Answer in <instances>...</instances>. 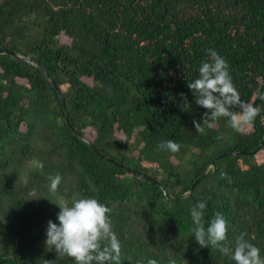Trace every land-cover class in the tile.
Returning <instances> with one entry per match:
<instances>
[{"label": "trees", "instance_id": "16d2710c", "mask_svg": "<svg viewBox=\"0 0 264 264\" xmlns=\"http://www.w3.org/2000/svg\"><path fill=\"white\" fill-rule=\"evenodd\" d=\"M210 48L261 109L241 132L195 130L207 110L187 85ZM0 49V264H75L46 228L83 197L112 209L122 264H235L192 237L203 200L205 227L222 213L229 241L246 232L264 257V0H0Z\"/></svg>", "mask_w": 264, "mask_h": 264}, {"label": "clouds", "instance_id": "9594fccd", "mask_svg": "<svg viewBox=\"0 0 264 264\" xmlns=\"http://www.w3.org/2000/svg\"><path fill=\"white\" fill-rule=\"evenodd\" d=\"M207 54L208 59L202 62L198 69L199 77L187 85L194 94L195 103L207 110L202 123L193 121L195 130L205 135L206 129H214L216 122L225 118L229 127L241 132L254 123L260 116L261 109L241 98L233 83L226 59L211 48L207 50ZM258 97L264 101V93H258ZM183 105L185 109L190 107L186 97ZM157 147L170 153H178L181 149V145L174 140L161 141ZM36 168L43 173L42 162H37ZM221 175L231 182L226 173ZM48 180L49 191L56 193L62 177L59 174L49 175ZM30 196L31 199L40 198L36 196L35 191L30 192ZM56 204L60 209L57 213L59 223L52 220L47 222L45 243L48 248H54L58 256L72 258L75 264H122V244L113 230L110 207L95 197H83L74 199L71 203L61 201ZM206 207L207 201L203 200L190 209L192 237L200 247L215 248L235 264H264L260 249L246 239V232L236 236L234 243L229 241V224L222 213L216 212L205 227ZM147 264H158V261L149 259ZM170 264L175 262L170 261Z\"/></svg>", "mask_w": 264, "mask_h": 264}, {"label": "water", "instance_id": "95a60500", "mask_svg": "<svg viewBox=\"0 0 264 264\" xmlns=\"http://www.w3.org/2000/svg\"><path fill=\"white\" fill-rule=\"evenodd\" d=\"M1 53H12V52H11L10 50H8V49H0V54H1ZM22 58H23L24 60H26V61H29V62L35 64V65H38V63H37L36 61H34V60H31V59L26 58V57H22ZM38 66H39V65H38ZM40 68L43 70L42 67H40ZM49 81H50V83L53 85V87L57 90V92H58V94H59V96H60L61 101L64 102V97H63V95H62V93H61V90L59 89V86L56 84V82H55L53 79L49 78ZM66 123H67V125L71 128L72 132H73L77 137H80L79 134H77V133L72 129L71 121H70V119H69L68 116H66ZM82 139H83L85 142L89 143V141H88L86 138H82ZM92 150H93L97 155H99L100 157H102V158H104V159L111 160L110 158L106 157V156L103 155L101 152H99L94 146H92ZM192 187H193V185L191 186V188H192ZM190 191H191V189H189V191H188L187 193L183 194L182 196H186L187 194L190 193Z\"/></svg>", "mask_w": 264, "mask_h": 264}, {"label": "rangeland", "instance_id": "374dc122", "mask_svg": "<svg viewBox=\"0 0 264 264\" xmlns=\"http://www.w3.org/2000/svg\"><path fill=\"white\" fill-rule=\"evenodd\" d=\"M58 37H59V39L62 40V41H66V40H68V38H67L64 34H61V35H59Z\"/></svg>", "mask_w": 264, "mask_h": 264}]
</instances>
